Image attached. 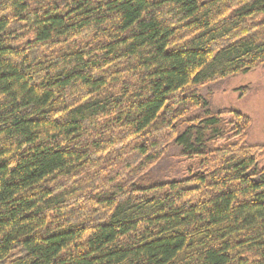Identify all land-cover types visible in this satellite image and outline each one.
<instances>
[{
    "label": "trees",
    "instance_id": "trees-1",
    "mask_svg": "<svg viewBox=\"0 0 264 264\" xmlns=\"http://www.w3.org/2000/svg\"><path fill=\"white\" fill-rule=\"evenodd\" d=\"M259 69L264 0H0V264H264Z\"/></svg>",
    "mask_w": 264,
    "mask_h": 264
},
{
    "label": "rangeland",
    "instance_id": "rangeland-1",
    "mask_svg": "<svg viewBox=\"0 0 264 264\" xmlns=\"http://www.w3.org/2000/svg\"><path fill=\"white\" fill-rule=\"evenodd\" d=\"M250 85L249 95L237 99L236 90L240 86ZM209 94L210 108L213 111L232 109L249 116L251 120L247 140L249 143L264 145V69H259L246 75L221 79L202 89V95ZM179 151L171 147L165 158L150 169L157 180L185 178L183 171H170L171 163H180ZM171 172V173H169Z\"/></svg>",
    "mask_w": 264,
    "mask_h": 264
}]
</instances>
